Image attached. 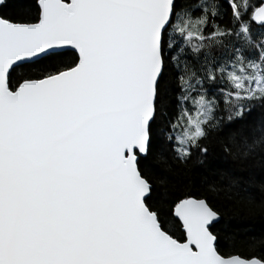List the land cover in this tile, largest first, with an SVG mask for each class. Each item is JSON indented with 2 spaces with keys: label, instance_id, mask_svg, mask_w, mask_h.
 Returning a JSON list of instances; mask_svg holds the SVG:
<instances>
[{
  "label": "snow or ice",
  "instance_id": "1",
  "mask_svg": "<svg viewBox=\"0 0 264 264\" xmlns=\"http://www.w3.org/2000/svg\"><path fill=\"white\" fill-rule=\"evenodd\" d=\"M10 6L0 264H264V0ZM219 159L236 164L172 199L154 191ZM225 216L237 231L222 237Z\"/></svg>",
  "mask_w": 264,
  "mask_h": 264
},
{
  "label": "trees",
  "instance_id": "2",
  "mask_svg": "<svg viewBox=\"0 0 264 264\" xmlns=\"http://www.w3.org/2000/svg\"><path fill=\"white\" fill-rule=\"evenodd\" d=\"M29 2L30 0H10L11 6L9 9H6V11L23 12L26 10ZM249 119L259 121L261 119L259 110L254 112ZM229 164L234 165L236 162L230 159L228 162L224 159H219L211 170L202 167L198 161L189 162L186 167L182 168V170L175 175L161 173L158 179L164 182L158 183L154 187V191L162 198L172 199L174 198V193L189 190L190 185L193 183L200 185L217 179L219 173ZM252 228L257 236L264 234V224H261V222H253ZM217 229L222 237L233 235L237 231V222L234 221L232 217L225 216L217 226ZM238 251L240 254H246L249 249L241 247Z\"/></svg>",
  "mask_w": 264,
  "mask_h": 264
}]
</instances>
